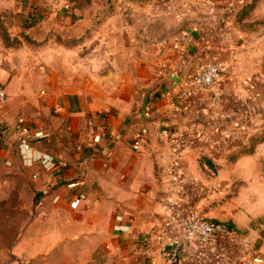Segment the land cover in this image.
Returning <instances> with one entry per match:
<instances>
[{"label": "crops", "instance_id": "0c3cea01", "mask_svg": "<svg viewBox=\"0 0 264 264\" xmlns=\"http://www.w3.org/2000/svg\"><path fill=\"white\" fill-rule=\"evenodd\" d=\"M74 12L81 17L69 33L45 15L36 49L23 41L0 53V264H215L216 254L232 264L233 244L212 243L199 258L180 230H166L165 205L223 221L212 189L230 185L231 170L253 160L238 154L251 131H230L247 127L223 114L231 100L214 95L255 84L259 67L245 32L234 23L219 32L221 12L210 5L183 21L156 13L151 2L93 1ZM207 61L231 75L179 109L172 100L181 81ZM21 116L32 132L46 134L28 155L53 156L54 164L22 158ZM143 127L148 132L136 144ZM235 231L264 253V237L256 243ZM170 238L187 246L182 261L167 255Z\"/></svg>", "mask_w": 264, "mask_h": 264}, {"label": "rangeland", "instance_id": "374dc122", "mask_svg": "<svg viewBox=\"0 0 264 264\" xmlns=\"http://www.w3.org/2000/svg\"><path fill=\"white\" fill-rule=\"evenodd\" d=\"M93 1L115 6L122 3H154L156 0H29L26 8H22L23 3L21 0H0V25L8 30L12 36L19 37L20 41L17 39V41L12 42L7 39V43L10 45L7 47L0 38V53L4 56L3 51L10 48L24 47L22 46L23 41H28L27 43L31 49L38 47L35 38L46 31L38 27V24L26 29L21 27L22 18L27 16L30 11H35L37 8V11L43 12L44 15H47V18L52 16V19L59 23L56 24L57 29L62 33H69L67 31L68 25L81 17L79 12H74V8H80L84 11L86 6ZM182 1L194 6L195 4H204L206 7L208 5L214 7V11L221 12L216 22L219 32L227 31L228 33L232 29L230 25L234 23L238 30L241 28L243 34L245 32V37L253 46L256 56L255 61L259 67L258 76L254 75L252 78L255 83L253 88L246 90L243 87H237L241 89H233L234 91L230 92H224L219 88L217 93H214L221 100L232 101L226 103V107L222 106L221 110H226L223 114L235 120L244 121V127H247L246 129L232 125L233 128H230V131H235V127L239 130V133L245 135L247 131H251L247 137L245 136L241 146L238 147V154L240 152L252 153L253 160L249 163L238 164V170H235L234 173L231 170L233 180L230 185L221 184L219 189L213 188L214 190L211 188L210 200L212 203L221 202L223 205L221 208L224 209L221 210H225L223 213L226 215L224 216L225 219L220 221L225 223H229L230 220L234 221V224L237 225L234 228L243 230L244 233L241 232V234L244 237L252 242L261 243L264 237V0ZM66 4L72 10H68ZM229 18L231 20L228 24ZM24 33L29 35L30 40L24 37ZM226 75L230 76L231 73L223 68L220 82L223 76ZM0 85H2L1 80ZM249 126L250 130H248ZM228 200L231 201L230 204L226 203ZM234 209L235 212H233ZM233 213L236 214L235 219L231 216ZM242 220H247L248 223L246 225L240 223ZM236 222L241 224L240 227Z\"/></svg>", "mask_w": 264, "mask_h": 264}, {"label": "built area", "instance_id": "2783aa9c", "mask_svg": "<svg viewBox=\"0 0 264 264\" xmlns=\"http://www.w3.org/2000/svg\"><path fill=\"white\" fill-rule=\"evenodd\" d=\"M153 4L156 13L174 17L179 21H183L194 9H204V4H195V8L194 5L184 3L182 0H156ZM222 72L223 66L219 62L207 61L199 64L183 78L176 99L172 100V103L178 106L179 109L189 108L193 98L199 92L211 88L220 82ZM164 95L168 96L169 92L164 93ZM4 97L5 93L0 88V100ZM147 109L150 110V106ZM147 132L148 129L143 127L136 133V144H140ZM163 132H166V129ZM16 135L19 153L29 165L35 161L54 164L55 158L53 156L32 157L28 155V152L33 148L34 141L38 137L46 136V134L32 132L23 116L19 118L16 125ZM68 186L74 187L76 183L71 182ZM84 197V194H80L78 199ZM165 210L167 217L166 230H180L185 244L187 246L190 244L194 245L198 250L197 256L199 258L206 255L203 250L208 248L212 243L219 244L223 249L228 243H231L234 245L231 251V258L229 259L232 264H264V254L256 250L249 241H242L240 235L235 231L236 228L230 226L228 223L204 217L195 209L181 216L174 202L166 204ZM117 218L118 220H122L123 215H119ZM117 228L123 229L124 226H117ZM185 244L177 239L170 238L166 249L169 258L173 261H182L185 247H187ZM215 259V264L221 263L220 254H216ZM206 264L210 263L207 262Z\"/></svg>", "mask_w": 264, "mask_h": 264}, {"label": "trees", "instance_id": "16d2710c", "mask_svg": "<svg viewBox=\"0 0 264 264\" xmlns=\"http://www.w3.org/2000/svg\"><path fill=\"white\" fill-rule=\"evenodd\" d=\"M21 1L23 3L22 8L23 7L26 8L27 5H28L29 0H21ZM44 17H45V15L43 14V12H38L37 11V8H36L35 11H33V10L30 11L27 16H25L24 18H22V25H21V27L24 28V29L33 27V26L37 25ZM23 35H24V37L27 40H30V37H29L28 34H25L24 33ZM0 38L2 39V41L4 42V44L8 47L10 45L7 43V39L13 42L15 40L17 41V39L19 37L12 36L8 30L2 28V26L0 25ZM18 41H19V39H18ZM1 136H2V133H1V130H0V138H1ZM263 140H264V137H263ZM229 225L232 226L231 224H229Z\"/></svg>", "mask_w": 264, "mask_h": 264}]
</instances>
